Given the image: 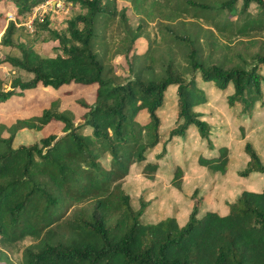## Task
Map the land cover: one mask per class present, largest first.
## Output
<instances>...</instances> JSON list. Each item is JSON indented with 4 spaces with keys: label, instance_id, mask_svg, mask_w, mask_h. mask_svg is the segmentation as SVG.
<instances>
[{
    "label": "trees",
    "instance_id": "trees-1",
    "mask_svg": "<svg viewBox=\"0 0 264 264\" xmlns=\"http://www.w3.org/2000/svg\"><path fill=\"white\" fill-rule=\"evenodd\" d=\"M0 1H8L19 19L44 0ZM65 1L79 10L63 17L59 29L48 25L47 16L32 22L35 34L45 31L43 39L56 43L53 54L41 53L28 39L14 42L15 30L20 29L19 35L24 31L12 19L0 26V45L17 48L3 61L27 75L12 77L8 89L0 87V102L37 85H95L93 101H80L85 108L81 122L42 108L38 115L16 119L8 134L0 136V242L30 238L22 251L23 264H264V186L240 189L224 201L223 214L207 207L200 215L201 195L195 188L180 223L174 215L143 222L149 201L138 196L133 206L121 184L131 164H140L147 176L157 168L158 157L150 160L147 155L159 142L157 111L169 86L175 87L176 116L167 138L183 137L192 128L206 151L215 149L209 155L198 152L197 164L225 171L229 149L214 147L210 137L221 125L219 118L228 116L246 131L257 113L264 115V40L253 49L258 37L251 36H264V0H165L167 18L189 15L212 26L214 31H208L215 37L203 46L219 49L218 59L203 57V47L189 32L163 25L166 40L183 45L181 61L164 55L155 70L149 56L118 81L105 75L91 47L97 16L111 19L112 5ZM5 8L0 11L3 19ZM205 85L225 92L224 98H209ZM140 110L143 121L135 117ZM50 120L61 122L60 135L49 133L31 144L11 146L15 129H41ZM242 150L245 164L238 174L264 175V162L253 145L245 141ZM180 177L176 166L173 184L178 189Z\"/></svg>",
    "mask_w": 264,
    "mask_h": 264
},
{
    "label": "rangeland",
    "instance_id": "rangeland-1",
    "mask_svg": "<svg viewBox=\"0 0 264 264\" xmlns=\"http://www.w3.org/2000/svg\"><path fill=\"white\" fill-rule=\"evenodd\" d=\"M102 2L109 7L112 5L113 16L111 19L103 14L97 16L96 35L91 42V47L102 63L105 75L114 81L124 79L129 72L133 73L138 66L148 62L149 56L153 58L152 64H154L155 70L159 67L160 58L164 55L172 57L174 61H181L184 47L178 42L166 40L163 25L173 27L176 31L189 32L203 47L201 52L203 57H209L212 61L218 59L219 49L210 50L203 46L205 42L215 37L214 34L211 36L208 31L210 29L214 31L212 26L201 20L196 21L189 15L167 18L164 15L165 0H102ZM158 3L162 8L158 6ZM162 3L164 4L162 5ZM35 5L31 6L26 16L18 19L14 15V8L11 4L8 1H0V11L8 7L5 8L6 19L0 17V26L3 28L6 21L12 19L24 31V34L19 35L20 29L15 30L14 42L28 39L32 46L41 53L53 54L56 51V43L43 39L45 31L35 34L33 24L28 26V16ZM43 9L44 17L47 16L49 22L48 25L58 29L63 24L60 21L63 17L72 15L79 10L65 0L56 1L52 5L46 4ZM123 9L125 10L123 11ZM251 10L254 11L255 6H251ZM251 36L258 37L255 38L256 43L252 47L255 49L257 41L264 40V36L256 34ZM218 37L223 40V36L218 35ZM239 38L245 39L246 37L240 36ZM16 53V46L0 45V87L3 89L9 88L10 79L15 75H20L22 78L27 77L24 72L3 61L5 55ZM262 72L264 73L263 70ZM94 89V84L75 83L64 84L57 88L37 85L33 88L23 89L21 95H11L0 102V136L8 134V128L12 127L11 125L16 119L38 115L42 108L62 111V113L71 116L75 123L81 122V114L85 108L81 106L80 101L91 103L94 98ZM204 90L213 100H221L225 96V92L218 91L214 86L205 85ZM262 105H259L260 108ZM202 109L209 114L207 108ZM157 113L160 118V138L154 149L147 155L150 160L158 157L156 158V170L151 176H147L141 171L140 164L134 163L131 164L127 174L121 180L122 188L132 197L131 204L133 206L137 205L138 196L149 201L140 217L143 222H154L170 215H174L176 219H182L191 206L190 194L195 188L197 194L201 195L202 207L198 213L200 215L207 207L212 209L213 206H216L217 209H220L221 198L226 195L225 198L231 199L240 189L244 188V182L250 181L252 184L261 183L260 186L264 185V175L256 176L253 173L244 177L238 174L245 164V154L242 150L245 141H249L253 145L264 162V120L260 118V113H257L255 119L251 121L250 130L244 131L239 124H234L227 116V120L225 117L224 122H220L221 125L210 132L214 147L223 144L229 149L226 169L222 173L210 171L197 164L196 155L198 152L205 151L204 155H209L215 153V149L206 151L204 141L198 142L196 132L192 128L188 129L183 137L167 138L168 130L174 124L176 116L174 86L167 87L164 101ZM233 116L235 119L240 117L238 114H233ZM135 117L140 121L146 119L145 112L142 110L138 111ZM49 133L60 135L62 133L61 122L50 120L41 129H15L11 146L31 144ZM158 153L161 155L157 156ZM104 159L106 160V158ZM176 166L181 168L179 189L173 184V169ZM252 186L259 188L257 185ZM30 242L32 240L27 237L14 243L0 242V264H23L22 251L24 246Z\"/></svg>",
    "mask_w": 264,
    "mask_h": 264
},
{
    "label": "crops",
    "instance_id": "crops-1",
    "mask_svg": "<svg viewBox=\"0 0 264 264\" xmlns=\"http://www.w3.org/2000/svg\"><path fill=\"white\" fill-rule=\"evenodd\" d=\"M260 118L264 120V115H263L262 117H260ZM218 121H220V122H224V119H220V118H219ZM253 173L256 174V176H260V175H261V174H259V173H257V172H252L251 174H253ZM261 176H263V175H261ZM263 177H264V176H263ZM243 182H244V181H243ZM243 185H244V188H247V189H250V190H260V189L264 186V185L260 186L261 183H260V184H259V183L252 184L250 181L244 182ZM252 185H257V186H259V188H254V186H252ZM225 196H226V195H225ZM225 196H224L223 198H221V199H222V202H221V207H220V209H217L216 206H215V207L213 206V208H212V209L216 210V211H217L218 213H220V214L225 213L226 210H227L224 201H225V200H230V199L225 198ZM177 220H178L180 223H182V222L185 220V216H184L182 219H178V218H177Z\"/></svg>",
    "mask_w": 264,
    "mask_h": 264
},
{
    "label": "built area",
    "instance_id": "built-area-1",
    "mask_svg": "<svg viewBox=\"0 0 264 264\" xmlns=\"http://www.w3.org/2000/svg\"><path fill=\"white\" fill-rule=\"evenodd\" d=\"M56 1H60V0H44V1L36 4L35 6H33L31 13H30V16H28V26H30L32 24L34 19H37V20L43 19V17H44V13H43L44 5H46V4L52 5V4H55Z\"/></svg>",
    "mask_w": 264,
    "mask_h": 264
}]
</instances>
